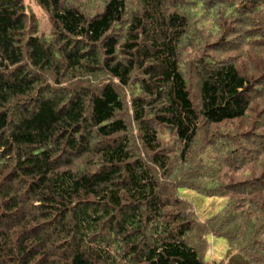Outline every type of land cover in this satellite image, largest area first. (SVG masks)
Returning <instances> with one entry per match:
<instances>
[{"label":"trees","instance_id":"trees-1","mask_svg":"<svg viewBox=\"0 0 264 264\" xmlns=\"http://www.w3.org/2000/svg\"><path fill=\"white\" fill-rule=\"evenodd\" d=\"M34 1L48 36L0 0V264H264V0Z\"/></svg>","mask_w":264,"mask_h":264},{"label":"rangeland","instance_id":"rangeland-1","mask_svg":"<svg viewBox=\"0 0 264 264\" xmlns=\"http://www.w3.org/2000/svg\"><path fill=\"white\" fill-rule=\"evenodd\" d=\"M173 1V0H172ZM103 0H94L91 3H89L88 7H91L89 11L92 12H99V6L102 4ZM22 3L24 5V8L26 9V13L28 15H31L34 20H36L38 24V35L39 36H48L50 31V23L48 21V17L46 13L37 5L36 1L34 0H22ZM215 34V33H213ZM95 82V81H93ZM119 95L122 99L126 100L127 102L130 99V94L127 90H121L119 88ZM126 102V103H127ZM123 117L127 123L131 122V114L130 112H124ZM221 128V127H220ZM219 128V129H220ZM230 127H228L229 129ZM226 129L221 130H213L210 133V139L216 137V132H225ZM135 134V132H134ZM218 135V134H217ZM217 156V154H216ZM178 195L183 200L189 202L192 206L193 212L195 214V217L201 222L205 218L209 217L210 215L216 213L218 210H220L225 204L226 200L222 198H205L201 195L193 192L192 190L188 189H180L178 191ZM208 247L205 252V256L203 257L204 262L206 263H219L223 258L224 254L227 249V243L223 239H216L213 237H207L206 238Z\"/></svg>","mask_w":264,"mask_h":264}]
</instances>
